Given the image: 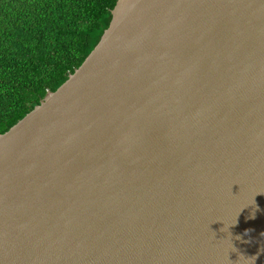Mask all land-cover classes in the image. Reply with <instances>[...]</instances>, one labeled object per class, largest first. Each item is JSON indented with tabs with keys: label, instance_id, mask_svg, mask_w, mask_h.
<instances>
[{
	"label": "water",
	"instance_id": "water-1",
	"mask_svg": "<svg viewBox=\"0 0 264 264\" xmlns=\"http://www.w3.org/2000/svg\"><path fill=\"white\" fill-rule=\"evenodd\" d=\"M0 264H264V0H117L0 134Z\"/></svg>",
	"mask_w": 264,
	"mask_h": 264
},
{
	"label": "trees",
	"instance_id": "trees-1",
	"mask_svg": "<svg viewBox=\"0 0 264 264\" xmlns=\"http://www.w3.org/2000/svg\"><path fill=\"white\" fill-rule=\"evenodd\" d=\"M117 0H0V134L78 68Z\"/></svg>",
	"mask_w": 264,
	"mask_h": 264
}]
</instances>
